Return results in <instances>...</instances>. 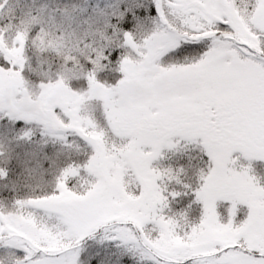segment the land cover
<instances>
[{"label": "snow or ice", "instance_id": "6c2138e0", "mask_svg": "<svg viewBox=\"0 0 264 264\" xmlns=\"http://www.w3.org/2000/svg\"><path fill=\"white\" fill-rule=\"evenodd\" d=\"M0 264H264V0H0Z\"/></svg>", "mask_w": 264, "mask_h": 264}]
</instances>
